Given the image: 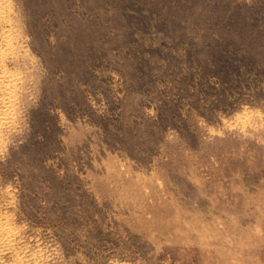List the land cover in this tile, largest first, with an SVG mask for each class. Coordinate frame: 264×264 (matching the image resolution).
<instances>
[{"label":"rangeland","instance_id":"374dc122","mask_svg":"<svg viewBox=\"0 0 264 264\" xmlns=\"http://www.w3.org/2000/svg\"><path fill=\"white\" fill-rule=\"evenodd\" d=\"M0 264H264V0H0Z\"/></svg>","mask_w":264,"mask_h":264}]
</instances>
